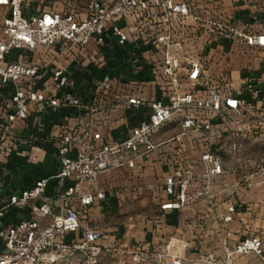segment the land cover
<instances>
[{
  "label": "built area",
  "instance_id": "2783aa9c",
  "mask_svg": "<svg viewBox=\"0 0 264 264\" xmlns=\"http://www.w3.org/2000/svg\"><path fill=\"white\" fill-rule=\"evenodd\" d=\"M37 1L0 0L5 8L0 84L11 87L1 144L5 135L17 140L10 134L15 121L40 129L46 109L74 108L79 119L61 124L46 139L58 162L56 171L17 195H4L0 183V264H103L104 257L116 264H186L179 252L187 244L174 238L154 249L132 245L125 235L108 241L103 228L90 223L92 207L106 199V192L88 185L107 171L141 170L153 154H164L169 168L162 211H182L197 200L216 206L214 186L230 170L241 187L263 183L264 158L244 153V141L261 134L256 125L264 126L250 119L254 102L264 101L263 81L245 78L234 92L206 79L200 60L176 38L175 28L189 13L185 1ZM129 20L132 34L126 31ZM147 27L154 33L146 34ZM244 37L249 44L264 45V33ZM91 43L120 50L130 64L128 73L134 74L106 70L82 83L70 67L84 61ZM142 45L162 56L142 63ZM144 72L149 82L141 77ZM122 108L140 117L135 124L125 118L123 137L108 140ZM50 178L57 182L47 194ZM18 211L25 212L16 219ZM234 211V205L221 211L222 223L231 221ZM222 229L226 247L231 233ZM251 252L264 253V234L240 240L221 258L207 255L204 262L235 264L236 254Z\"/></svg>",
  "mask_w": 264,
  "mask_h": 264
},
{
  "label": "crops",
  "instance_id": "0c3cea01",
  "mask_svg": "<svg viewBox=\"0 0 264 264\" xmlns=\"http://www.w3.org/2000/svg\"><path fill=\"white\" fill-rule=\"evenodd\" d=\"M175 1H185L189 7V13L183 19L185 27L177 26L175 28L176 38L184 41L186 46H188V20L192 21L194 18H201L198 16L200 14L202 20L210 17L209 19L215 18L218 23H222L225 27L230 25L233 30L232 33H225L223 36L220 35L216 38L219 44L232 39V50L237 55H242L241 52L244 50L252 51L253 49L264 48V45L247 43L244 37L246 35L264 33V0ZM126 31L130 32V34L134 32L132 21L131 24H127ZM144 32L149 34L151 32L154 33V30L147 27L144 29ZM193 35L192 32L189 34V36ZM204 36L201 34L198 41L200 42ZM201 49L203 51V46H199L198 44L195 51H200ZM138 52L142 63H145L149 59H160L162 56V53L159 51L152 53L148 49V46L145 45H142L138 49ZM87 53L88 55L82 63L79 65L72 64L70 67L71 73L80 78L82 83L89 81L92 77L99 76L101 72L106 70L111 71L115 75H124V77L130 75L128 73L130 64L124 61V55L120 53V50H116L114 47L110 48L109 45L98 48L97 45L91 43L87 47ZM100 53L103 57H101ZM102 59L104 61H101ZM144 73V76L147 77L148 72ZM257 75L254 74L253 76L256 77ZM259 84L263 85L264 81ZM151 90L152 87L148 88V93ZM10 93V85L0 84V139L4 133L1 125L4 122L5 114L11 111L9 107ZM131 112L132 110L127 108L117 111V119L108 136V140L123 137L125 133V118L131 120L130 124L137 122L140 115L135 113L130 116ZM78 116L79 113L74 108L67 110L46 109L41 114L40 129L37 127L33 128L28 122L19 120L11 125L10 134L16 137L17 140L15 141L17 142L14 143L11 153L0 152V183H2L1 190L4 195L20 194L22 190L33 186L37 179L57 170L58 162L55 154L52 150L47 151L43 145L46 142L50 145L46 139L53 130L58 129L61 124L73 125L77 123ZM250 119L254 124L256 121L257 123L264 121V101L254 102V109ZM256 126L257 131L261 134L255 139L244 141V153L246 156L253 158H264V126ZM5 137L7 136L5 135ZM155 157L156 155L153 154L146 164L145 173L137 179V183L140 185L138 186L140 190L138 191L137 198L140 203L145 200L156 202L154 208H156V213H159L162 212L160 203L164 201V194L162 197L156 198L158 193L154 189L159 187L162 190L164 171L160 169L161 167ZM134 171L126 169L119 172L129 174L134 173ZM100 176L95 183L88 185V189L91 191L98 188L104 189L106 199L96 201L92 207V219L90 223L102 227L106 233L107 240L113 243L120 236L132 234L137 239L135 243L139 244L143 249H154L161 246L162 241L153 236V233L157 231V227L155 229L151 223L145 222L143 211L140 210L135 215L128 214L126 211L124 213V209L120 207V200L124 196L121 193L122 188L116 187L115 184H120L123 181L121 179L107 178L106 182L102 183L99 180ZM214 189L216 191V206L211 207L205 201L192 202L188 204V209L186 208L188 227L180 224L177 225L178 222H173V230L180 231L181 227L188 228V243L185 241L187 247L182 249L184 251L181 250L183 256L187 258L188 264H205L203 259L207 255H212L216 259L221 258L224 256L226 248L228 250L233 249L240 240L264 234V182H254L249 188L241 187L237 183L236 173L230 170L218 179ZM228 205H234L235 211L232 213L231 221L222 223L220 212L224 211ZM166 211V214L170 216V210ZM24 212L18 211L15 214V218L22 217ZM171 213L175 218L183 214L177 210H171ZM133 217L136 219V223L130 222ZM199 218L203 219V224L200 229H195L194 222ZM222 227L231 233L226 247L222 244L224 234ZM194 232L200 236V240H194ZM234 262L235 264H264V253L260 255L253 252L247 255L236 254ZM104 263L113 264L115 260L104 257Z\"/></svg>",
  "mask_w": 264,
  "mask_h": 264
},
{
  "label": "rangeland",
  "instance_id": "374dc122",
  "mask_svg": "<svg viewBox=\"0 0 264 264\" xmlns=\"http://www.w3.org/2000/svg\"><path fill=\"white\" fill-rule=\"evenodd\" d=\"M37 2L40 3V0ZM51 5V4H50ZM43 6L41 4L40 8ZM54 8H59L57 5H54ZM5 14V8L0 7V29L2 26L3 16ZM207 15V14H205ZM202 18V16L199 14ZM197 17L194 18V20H188V46L184 44V49L188 51V55L191 57H196L200 60L201 64L203 65V74L206 75V79L212 81L213 83L216 82L219 85L223 86L227 91H239L243 85L244 79L254 77L253 75L258 74L260 81H264V48H258L253 49L252 51H246L244 50L242 55H237L234 50H232V39H229L228 42L224 43H218V40L216 37H219L220 35H224L225 33H232L233 30L228 25V27H225L222 23H218L215 18L211 19H204ZM200 19V20H199ZM185 27L184 23L180 25V27ZM225 30V31H224ZM193 33V36H189L190 33ZM220 32V33H219ZM203 34L205 35L203 39L199 42L198 38L199 36ZM184 42V41H182ZM199 46H203L200 51H195V48ZM228 44V46H227ZM228 47V48H227ZM206 50V51H205ZM256 72V73H255ZM134 73H130V75H127L131 77ZM143 74V73H142ZM147 73L146 76H141L142 78L147 79V82L151 80L150 74ZM257 75V76H258ZM251 76V77H250ZM256 76V77H257ZM258 78V77H257ZM257 123V121H256ZM5 143L1 144L0 141V152H7L6 150L2 149L1 146L5 147V149H8L11 153V149L13 148L14 143L17 141L11 139L10 137H6ZM20 141V140H19ZM22 142V141H20ZM19 142V143H20ZM47 150V149H46ZM48 151V150H47ZM156 155V161L160 165V169L163 170L164 176L166 175L169 168H167V161L165 160V155L163 154H155ZM152 158V156H151ZM150 158V159H151ZM147 164V163H146ZM145 167L141 170L135 169L134 173H122L119 171L126 170L125 168L115 169L111 171H107L103 174H101L99 180L102 183L106 182V179H121L123 182L120 184H115L116 187H121V193L123 194L124 198L120 200L121 205L125 211L128 214H136L140 210L144 212V219L145 222L151 223L153 225V228L157 231L153 233L154 238L160 240V241H166L170 239H175L179 243H185L187 241L188 243V228L181 227L180 231L173 230L172 227L174 225L173 222H178L177 225L187 226L188 227V213H186L187 209L180 211L183 213L182 215H178L176 218L171 215L170 216L166 214L167 211H162L159 213H156V208H154V205L156 202H152V200H145L140 203L137 198L138 191L140 190L138 186L139 183H137L138 177L143 176L145 173ZM130 170V169H128ZM163 176V178H164ZM134 181V182H133ZM120 185V186H118ZM117 189V188H116ZM157 191V196L162 197L163 191L158 187L154 189ZM137 193V194H136ZM198 202H201V200H197ZM186 213V214H184ZM119 218V217H118ZM131 223H136V219H131ZM195 229H200L201 225L203 224V219L199 218L196 219L195 222ZM157 225V226H156ZM193 236L195 237L194 240H200V236L194 232ZM127 240L130 241L132 245H135V241L137 240L135 236L132 234H128L126 236ZM183 248H181L182 250ZM179 252L180 255H183L182 252ZM228 250V249H226ZM232 250V249H230ZM184 251V250H182ZM225 253V252H224ZM185 257V256H184ZM204 260V259H203ZM105 264V263H104ZM116 264V263H113ZM188 264V262L186 263Z\"/></svg>",
  "mask_w": 264,
  "mask_h": 264
},
{
  "label": "water",
  "instance_id": "95a60500",
  "mask_svg": "<svg viewBox=\"0 0 264 264\" xmlns=\"http://www.w3.org/2000/svg\"><path fill=\"white\" fill-rule=\"evenodd\" d=\"M56 178H50L46 183V193L50 194L52 192L53 186L56 184Z\"/></svg>",
  "mask_w": 264,
  "mask_h": 264
},
{
  "label": "trees",
  "instance_id": "16d2710c",
  "mask_svg": "<svg viewBox=\"0 0 264 264\" xmlns=\"http://www.w3.org/2000/svg\"><path fill=\"white\" fill-rule=\"evenodd\" d=\"M82 80V79H81ZM48 151H50L51 150V148H50V146L47 144V143H44V145H43Z\"/></svg>",
  "mask_w": 264,
  "mask_h": 264
}]
</instances>
